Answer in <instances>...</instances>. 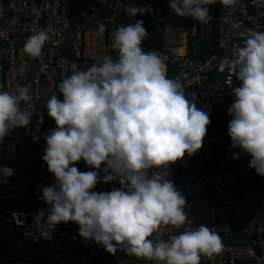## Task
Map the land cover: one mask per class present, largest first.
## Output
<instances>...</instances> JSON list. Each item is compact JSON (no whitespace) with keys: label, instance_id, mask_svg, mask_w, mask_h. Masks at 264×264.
<instances>
[{"label":"clouds","instance_id":"obj_1","mask_svg":"<svg viewBox=\"0 0 264 264\" xmlns=\"http://www.w3.org/2000/svg\"><path fill=\"white\" fill-rule=\"evenodd\" d=\"M215 3L169 0L177 16L204 25L212 19L207 6ZM220 3L230 6L235 0ZM125 12L134 18L153 8L130 5ZM143 24L139 20L119 25L111 45L117 57L105 56L86 70L65 75L58 83L63 99H48L45 108L57 127L45 134L41 158L55 180L39 190V200L48 207L35 214L33 224L42 239L51 240L60 223L71 221L79 225L78 235L86 242L94 241L112 255L119 248L154 264H200L202 255L222 251V238L203 224L162 238V226L179 229L188 221L186 197L174 182L150 176L149 171L175 163L185 153H197L211 121L193 102L195 94L189 101L185 85L167 77L158 54L142 50L149 36ZM48 39L45 30L35 32L23 52L39 58ZM233 51L231 66L241 83L233 88L235 100L227 110L232 117L229 151L240 150L234 159L250 155L249 167L264 177V31L249 30L244 46H234ZM31 99L28 86H17L15 93L0 91V140L15 128H28L32 116L22 110L21 102ZM38 140L34 135L33 141ZM81 159L95 170L80 172L75 165ZM14 172L0 167L5 182ZM113 181L120 188L94 191L98 183Z\"/></svg>","mask_w":264,"mask_h":264},{"label":"built area","instance_id":"obj_2","mask_svg":"<svg viewBox=\"0 0 264 264\" xmlns=\"http://www.w3.org/2000/svg\"><path fill=\"white\" fill-rule=\"evenodd\" d=\"M126 2V7L135 5L130 0H0V91L15 93L17 86H28L32 96L28 104L21 102L32 116L28 128H15L0 140V167L15 169L6 182L0 177V264H154L119 248L112 255L102 245L86 242L71 221L60 223L51 240L40 238L33 224L35 214L48 207L41 206L39 190L55 180L41 158L45 134L57 127L45 105L53 95L63 99L58 83L65 75L86 70L105 56L117 57L111 47L113 33L126 25L125 18L133 21L121 7ZM148 4L153 12L146 13L150 22L143 26L149 36L142 50L156 52L166 74L171 64L170 79L185 85L189 101L195 94L193 102L210 119L225 103L229 109L235 100L233 49L244 46L249 30L264 31V0H235L230 6L216 0L207 6L212 17L207 25L177 16L169 0H145L142 7ZM40 30L49 39L42 55L33 59L23 47ZM214 36L220 53L203 60L190 57V39L196 47ZM230 145L229 136L206 135L197 153L149 171L174 182L186 197L188 221L179 229L162 226V238L203 224L220 235L223 249L212 257L202 255L200 264H264V177L249 167L250 155L234 159L240 150L229 151ZM75 166L80 172L95 170L82 159ZM114 188H120L118 181L98 183L94 191Z\"/></svg>","mask_w":264,"mask_h":264},{"label":"trees","instance_id":"obj_3","mask_svg":"<svg viewBox=\"0 0 264 264\" xmlns=\"http://www.w3.org/2000/svg\"><path fill=\"white\" fill-rule=\"evenodd\" d=\"M144 1L145 0H137V6L142 7ZM139 20H143L144 25H147L148 21L150 22L146 13L143 15L137 14L134 21H131L125 18L126 25L129 23L135 24ZM215 51H220V49H218V40L216 36H214L210 41L199 42L196 45V47L193 46V42L191 41V39L189 41L190 57L196 60H199V59L203 60L205 58H208ZM167 72L169 74V77H171L170 76L172 73L171 64H168ZM168 74H167V77H168ZM240 83L241 82L236 78V75H235L234 87H239ZM227 110H228V105L227 103H225L222 108L216 109L213 112V115L210 119L211 123L209 126H207L206 135L228 136L227 132H228V124L230 122V118H229ZM238 264H241V263H238Z\"/></svg>","mask_w":264,"mask_h":264},{"label":"rangeland","instance_id":"obj_4","mask_svg":"<svg viewBox=\"0 0 264 264\" xmlns=\"http://www.w3.org/2000/svg\"><path fill=\"white\" fill-rule=\"evenodd\" d=\"M131 2H134L135 3V5L137 6V0H130ZM129 4V2H126V3H124L121 7H126L127 5ZM132 20L135 18H133V17H130ZM168 78H170L169 77V74H168ZM40 203L42 204H39V205H41V206H44V207H46V206H48L47 204H45L44 202H42V201H40ZM25 204H27V205H29L30 204V202H28V201H26L25 202Z\"/></svg>","mask_w":264,"mask_h":264},{"label":"water","instance_id":"obj_5","mask_svg":"<svg viewBox=\"0 0 264 264\" xmlns=\"http://www.w3.org/2000/svg\"><path fill=\"white\" fill-rule=\"evenodd\" d=\"M122 260H111L107 262L106 264H121Z\"/></svg>","mask_w":264,"mask_h":264},{"label":"crops","instance_id":"obj_6","mask_svg":"<svg viewBox=\"0 0 264 264\" xmlns=\"http://www.w3.org/2000/svg\"><path fill=\"white\" fill-rule=\"evenodd\" d=\"M145 2V1H144ZM143 6V5H142ZM138 15H139V13H138ZM137 16V15H136ZM136 16H135V18H136ZM135 18L133 19V21L135 20ZM217 38V37H216ZM218 40V39H217ZM218 49H220L219 47H218ZM221 51V50H220ZM220 51H215V52H219L220 53ZM214 53V52H213ZM212 53V54H213ZM206 59V58H205ZM168 74V73H167Z\"/></svg>","mask_w":264,"mask_h":264}]
</instances>
